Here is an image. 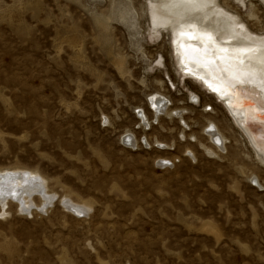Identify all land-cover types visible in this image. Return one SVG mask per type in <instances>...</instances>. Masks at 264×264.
<instances>
[{
    "label": "rangeland",
    "instance_id": "rangeland-1",
    "mask_svg": "<svg viewBox=\"0 0 264 264\" xmlns=\"http://www.w3.org/2000/svg\"><path fill=\"white\" fill-rule=\"evenodd\" d=\"M156 2L0 0V171L43 181L0 203V264H264V170ZM218 2L264 36V0Z\"/></svg>",
    "mask_w": 264,
    "mask_h": 264
},
{
    "label": "bare ground",
    "instance_id": "bare-ground-1",
    "mask_svg": "<svg viewBox=\"0 0 264 264\" xmlns=\"http://www.w3.org/2000/svg\"><path fill=\"white\" fill-rule=\"evenodd\" d=\"M155 1L160 15L157 19L170 23L172 51L178 71L182 76L192 78L215 101H219L253 151L256 167L264 170V36L251 34L246 22L223 10L218 0ZM248 6L253 11L254 6L251 3ZM254 12L249 17L257 21ZM150 102L155 113L164 112L169 117L172 111H176L166 109L163 100L156 95L150 98ZM193 102H197L195 96ZM174 114L181 116L180 112ZM209 127L205 135L218 147L224 145L226 137L218 130L215 132L214 126ZM257 127L262 130V137L256 135L254 128ZM200 146L205 152L212 153L204 145ZM29 173L0 171V203L3 206L7 205L3 198L8 196L21 210L30 205L29 190L41 189L40 182L43 181ZM73 208L76 212L83 211L76 206Z\"/></svg>",
    "mask_w": 264,
    "mask_h": 264
}]
</instances>
